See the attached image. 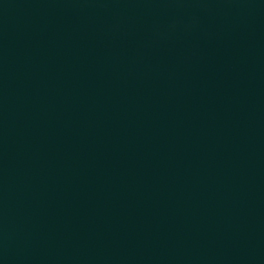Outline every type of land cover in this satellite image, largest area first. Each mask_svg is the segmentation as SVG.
I'll return each mask as SVG.
<instances>
[{"label":"water","instance_id":"95a60500","mask_svg":"<svg viewBox=\"0 0 264 264\" xmlns=\"http://www.w3.org/2000/svg\"><path fill=\"white\" fill-rule=\"evenodd\" d=\"M0 264H264V0H0Z\"/></svg>","mask_w":264,"mask_h":264}]
</instances>
